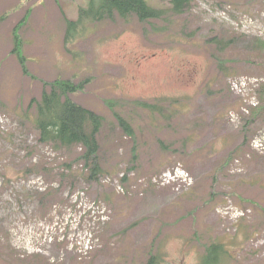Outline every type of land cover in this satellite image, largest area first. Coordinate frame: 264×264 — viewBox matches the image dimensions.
Wrapping results in <instances>:
<instances>
[{"label": "rangeland", "instance_id": "374dc122", "mask_svg": "<svg viewBox=\"0 0 264 264\" xmlns=\"http://www.w3.org/2000/svg\"><path fill=\"white\" fill-rule=\"evenodd\" d=\"M88 1L0 0V264H143L149 250L200 264L218 240L230 255L221 264H264V111H253L264 104V0H192L173 23L89 24L70 31L68 54L66 20ZM220 34L236 41L218 53L209 40ZM86 78L71 98L105 120L102 173L71 186L60 174H88L81 149L38 143L24 112L43 82ZM178 165L192 178L187 192L159 180ZM48 190L58 199L41 200ZM228 202L249 211L235 225Z\"/></svg>", "mask_w": 264, "mask_h": 264}, {"label": "trees", "instance_id": "16d2710c", "mask_svg": "<svg viewBox=\"0 0 264 264\" xmlns=\"http://www.w3.org/2000/svg\"><path fill=\"white\" fill-rule=\"evenodd\" d=\"M191 3L192 0H169L167 5L153 6L149 0H89L86 8L79 9V17L76 21H66L65 51L71 53L68 47L70 42H67V38H70V31L73 29L78 28L84 31L89 24L95 25L103 21H111L115 17L124 22H129L134 18L138 23L144 25L154 21L173 23L176 18L190 10ZM28 15L29 11L23 21L27 20ZM235 35L231 34L226 38L224 34H220L211 38L209 42H212L216 47V52L220 53L227 49V45L230 46L236 41ZM19 46V41H16V48L13 53L17 55L23 73L28 74L24 66V58L17 49ZM231 74L228 73L226 75ZM87 82L88 80H84L75 84L70 80L60 79L51 83L43 82L44 90L40 99L31 100L24 112L25 118L29 119V114L33 111L32 124L38 131V143L48 145L58 152L63 150L69 152L75 147L81 149L82 152L78 159L83 162L84 169L89 168L88 174H75L71 171L70 165L64 166L67 173L63 172V174H60L61 181L72 180L70 182L71 186H73L75 177L84 178L85 181H92L96 180L102 173L99 158L101 151L99 137L103 134L105 120L101 115L75 103L71 98L72 94L81 90ZM260 97L264 101V89L261 90ZM136 104L151 112L152 117L153 113L160 114L162 111L161 107L156 104L145 102ZM1 106L2 102L0 100ZM263 111L264 104L263 107H259L256 110L258 114ZM113 118L127 136H134V129L127 119L116 112L113 113ZM123 181H127V178L124 177ZM58 192L48 190L41 197V200L58 199L56 198ZM228 252L223 242L215 241L205 248V254L202 256L200 264H221L223 259L230 256ZM143 264H166V260L162 254H150L149 251Z\"/></svg>", "mask_w": 264, "mask_h": 264}]
</instances>
